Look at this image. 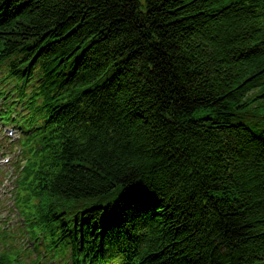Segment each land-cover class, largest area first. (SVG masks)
I'll return each instance as SVG.
<instances>
[{"label":"trees","instance_id":"1","mask_svg":"<svg viewBox=\"0 0 264 264\" xmlns=\"http://www.w3.org/2000/svg\"><path fill=\"white\" fill-rule=\"evenodd\" d=\"M0 74L51 259L264 264V0H0Z\"/></svg>","mask_w":264,"mask_h":264},{"label":"rangeland","instance_id":"2","mask_svg":"<svg viewBox=\"0 0 264 264\" xmlns=\"http://www.w3.org/2000/svg\"><path fill=\"white\" fill-rule=\"evenodd\" d=\"M5 164L3 161H0V166H4ZM9 169V167H7ZM12 172L9 171L8 173L4 172L0 174V200L5 203L6 210L4 211V216L11 214V209H13V204L10 199V191L12 190V183L10 181V176ZM8 192V193H7ZM8 194V195H6ZM14 219H16L14 217ZM15 222V221H14Z\"/></svg>","mask_w":264,"mask_h":264},{"label":"bare ground","instance_id":"3","mask_svg":"<svg viewBox=\"0 0 264 264\" xmlns=\"http://www.w3.org/2000/svg\"><path fill=\"white\" fill-rule=\"evenodd\" d=\"M23 81H24V80H22V83H23ZM22 83H21V84H22ZM23 87H24V86H23ZM21 88H22V87H21ZM6 97H7V96H6ZM9 99H10V97H9Z\"/></svg>","mask_w":264,"mask_h":264}]
</instances>
